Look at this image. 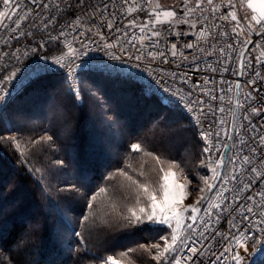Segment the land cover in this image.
<instances>
[{
  "label": "snow or ice",
  "instance_id": "1",
  "mask_svg": "<svg viewBox=\"0 0 264 264\" xmlns=\"http://www.w3.org/2000/svg\"><path fill=\"white\" fill-rule=\"evenodd\" d=\"M146 2L147 21L137 24L133 18L121 28L109 18L115 13L109 12V4L103 0L99 2L97 0H57L52 4L40 0L38 6L37 0H27L26 3L22 0H2L4 10L0 11V28L5 31L0 33V37L6 35L7 38L4 39V46L0 48V60L6 61L0 66V105L3 106V111H0V122L7 121V112L17 99L10 95L7 86L14 80L17 85L21 84L33 71L25 69L24 75L17 79L19 69L11 61L15 60L17 64H21L23 63L21 56L27 58L30 54H39L41 51L44 54L39 55V59L45 63L38 66L39 70L55 72L56 67L53 66L64 70L73 101L80 103L84 102V97L79 87L82 77L77 76V71L82 66L91 67L89 61H84L82 58L88 57L90 52L103 50L110 60L119 61L121 64L135 61L136 63L131 66L136 68H140L145 63L151 64L158 58L162 63L167 64L169 63L168 53L157 48L161 39L166 41L167 35L195 36L196 41L185 42L183 48L195 49L200 54H205L206 49L200 47V42L207 44L209 38L216 40L210 29H218L220 37L230 38L233 43L225 42L224 46L219 48L216 43L212 44L213 52L218 54L217 63H220L219 57L222 56L224 62L230 64L232 57L226 49L235 51L234 44L238 43L241 47L236 74L245 76L246 67L252 66V60L264 64L262 59L264 48L259 55L246 57L249 45L252 46V52L261 48V45L254 42L248 34L252 33L264 39V0H247V7L253 14L241 17L237 15L236 0H219V3L217 0H182L180 10L165 6L160 3V0H146ZM123 5L126 7L122 14L126 13L127 16L145 11L144 6L137 0H131V4L129 0H123ZM21 10L23 14H20ZM105 12H109V15L106 16ZM217 13L220 15L217 16ZM34 15L39 19L28 23L29 17ZM210 17L212 21L219 19L227 24L205 23ZM164 24L169 27L166 29L159 27ZM179 25H186L189 31H174ZM22 27L23 30H21ZM137 27L142 35L139 38L135 33L130 36L128 29ZM225 27L230 28V31L224 30ZM53 32L56 34L53 35ZM21 39L27 40V46H21L24 47L23 52L20 47L9 46V41L18 44ZM146 40L148 44L145 43ZM53 43H56L60 54L53 55L49 64V50L45 46H51ZM125 44L130 46L125 48ZM169 52L173 58L179 55L184 60L188 59L183 51L177 48V43L171 44ZM213 52H208L207 55H212ZM246 58L249 60L247 66ZM193 59L196 60L198 57L194 56ZM109 69H112V66L106 65L105 70ZM212 71L216 69L212 68ZM223 71L228 72L229 68L224 67ZM64 73L61 75L63 76ZM171 78L175 80L176 74H173ZM180 84L182 88H187L188 96L187 100L184 96H180V102L183 103L187 113L197 114L194 123L200 140L205 142V146L201 149L198 167L210 171L211 175H199L196 172L197 165H190L194 178L199 182L198 187L190 190L192 180L187 178L179 163L162 158L163 153L157 154L156 151L149 150L151 145L146 139H138L137 142L130 144V151L124 157L123 166H117L114 170L107 172L102 177V184L92 186L87 178H84L79 185L71 183L56 189L58 193L67 194L69 200L80 202L79 213L75 218V227H79L80 231H76L69 222L72 235L78 238V245L86 250L85 234H91L94 230L116 228L125 232L126 237L139 233L156 234L155 243H138L135 247H125L123 251L114 255L96 257L99 264H139V253H143L153 264H264V187L258 188L257 184L259 182V185H264V135H259L258 142L255 136L250 137L256 146L248 145L249 154L237 153L228 157L227 160L221 154L213 159L212 151L219 152L213 143V137H219L220 133L211 131L212 124L208 125V130L201 127V117L206 118L209 112L214 113L216 110L223 113L224 107L217 106L213 109L209 104V101L217 99L223 101V97L214 95L211 89L207 92L201 89V92L207 96V100L201 99L199 95L193 99L194 90L200 88V85L193 82L192 86L188 87L186 79H181ZM248 85L252 86L251 90L243 94V102L239 98L235 100L234 108L245 110L246 106L248 107V115L244 119L248 120L250 130L255 132L257 125L252 123L249 116L264 120V97L258 98L260 93H264V75L256 71L255 78L247 80L244 86ZM241 87V82L236 81L235 88L239 90ZM164 91L167 92L169 89L164 88ZM220 91L225 90L222 88ZM227 91L232 89L229 88ZM179 92L180 89H177V92L172 95H178ZM97 102L101 104V107L103 106L99 98ZM229 111L233 112L232 127L235 129L234 109L230 108ZM186 118L190 120V123L193 122L191 118ZM161 120L163 122L161 131L165 138L183 135L182 129L171 127V123H174L171 115L161 117ZM219 124L227 136V130L223 127L225 120L221 118ZM243 127L244 125L241 124V128ZM260 127H264V124H260ZM228 138L231 139V137ZM56 142L53 135L45 133L38 139L24 140L22 150L21 139L17 136L0 134V145H7L18 153L22 158L21 163L25 166L29 164L27 157L33 154V150L39 153L45 149H52ZM245 143L243 139L240 140L241 145ZM136 155L139 159H136ZM53 165L59 169L68 166L64 159L59 158L53 161ZM238 169L240 173L250 171L254 175L245 182L239 178ZM28 172L36 178L42 191L47 193L49 189L43 185L42 169L29 167ZM229 185L232 186L229 187ZM254 188H258L255 194H249L243 199L250 201L259 211H255L248 203L239 202L242 199L241 193H251ZM192 191L197 193V198L193 203H186ZM226 193L232 194L231 201ZM256 197H259V201ZM52 206L63 220L64 214L59 204L53 201ZM3 213L4 208L0 206V215ZM225 214L231 217L228 220L229 237H224L222 232L212 228V224H218ZM237 216L240 218L239 223L243 225L242 228L236 226ZM234 228L236 231L232 232ZM30 229L18 241L16 248L19 251L26 250L34 237L39 234V223H31ZM210 230L211 235H209ZM217 237L226 241L223 250L219 253L215 250ZM3 239L4 236L0 233V240ZM201 239L204 242H201ZM77 250L78 248H70L73 253ZM15 255L16 253L11 249L5 251L0 248V264H24V262L16 261ZM249 257H251L250 262Z\"/></svg>",
  "mask_w": 264,
  "mask_h": 264
},
{
  "label": "trees",
  "instance_id": "2",
  "mask_svg": "<svg viewBox=\"0 0 264 264\" xmlns=\"http://www.w3.org/2000/svg\"><path fill=\"white\" fill-rule=\"evenodd\" d=\"M79 76L82 77L79 87L83 103L73 101L65 75L49 76L34 81L19 93L16 103L7 112V121L0 125V134L17 136L21 142L38 139L45 133L53 135L57 141L52 149L39 153L33 150V154L27 157V166L21 163L18 153L7 145H0V206L4 208L3 215H0V233L4 236L0 248L13 250L15 260L24 264H99L98 256L114 255L125 247L156 241L155 233L126 237L125 232L116 228L94 230L85 234V250L78 245V238L72 235L69 227V222L75 227L80 202L69 200L67 194L56 191L71 183L79 185L84 178L92 186L102 184V177L107 172L123 166L130 144L138 139H146L151 145L149 150L163 153L162 158L179 163L192 182L198 180L194 178L190 165H197L199 175L207 174L206 169L198 167L201 149L205 145L195 125L190 123L186 118L189 116L178 104L149 91L130 77L90 70L82 71ZM97 98L103 106L106 104L105 109L101 108ZM54 104L64 112L65 119L51 115L53 112L57 114L56 108L51 109ZM48 105L52 106L50 113L46 111ZM39 108H43V113ZM98 108L102 114H98ZM16 112L27 116L32 124L20 128L11 126L10 116ZM169 115L174 121L171 127L183 130L181 137L163 136L161 117ZM156 125L159 130L155 129ZM142 126L151 129L145 133L139 130ZM58 158L64 159L68 166L64 169L54 166L53 161ZM136 159H139L138 155ZM29 167L42 169L43 185L49 189L47 193L28 172ZM53 201L63 211V220L52 206ZM35 222L40 225L39 234L26 250L19 251L16 248L18 241ZM75 230L80 231L79 227ZM72 247L78 250L73 253L70 251ZM138 255L139 264H153L143 253Z\"/></svg>",
  "mask_w": 264,
  "mask_h": 264
},
{
  "label": "built area",
  "instance_id": "3",
  "mask_svg": "<svg viewBox=\"0 0 264 264\" xmlns=\"http://www.w3.org/2000/svg\"><path fill=\"white\" fill-rule=\"evenodd\" d=\"M22 2H27V0H22ZM40 0H37V6L39 5ZM57 0H45V3H55ZM99 2V0H97ZM103 2H107L109 4V12L115 13V15L110 16L109 18L112 19L117 27L123 28L125 25L128 24L129 20L135 18L137 24H141L143 22H146L148 19V5L146 0H137V2L144 6L145 11H142L140 13H133L131 16H127L126 13H123L125 5H123V0H103ZM237 2V8L238 17L245 16V15H252L251 9L247 7V0H245V3L241 4V1L236 0ZM129 3L131 4V0H129ZM217 3H219V0H217ZM1 5V11H3L2 6V0H0ZM63 6V4H61ZM169 8L175 7V9L180 10L182 7V0H177V2L172 3L170 5H165ZM246 9V10H245ZM47 10H45L46 12ZM52 12H55V9H52ZM109 12H105V15L108 16ZM23 14V10H21V13ZM71 15V14H70ZM207 15V14H206ZM220 13H217V16H219ZM127 16V18H125ZM14 19V18H13ZM39 17L32 16L29 17L28 23L38 20ZM67 19V17H65ZM6 23L8 21L6 20ZM205 23H215V24H222L226 25L227 22H223L219 19H216L215 21H212L211 17L209 21ZM244 23V21H242ZM159 27L162 28H168L169 26L167 24L161 25ZM199 27V26H198ZM23 30V27L22 29ZM213 32V35L216 37V40H212L209 38L208 43L205 44L203 41L200 42V47H204L206 49L205 54H200L195 49H185L183 48V44L185 42H195L196 37L192 35L188 36H180L176 37L175 35H167L166 41L164 39H161V42L157 45V48L160 51H164L168 53V60L169 63L165 64L162 63L159 58L157 61L148 64H142L140 68L132 67L131 65L135 64V61H128L124 64H121L119 61H113L110 60L107 55H105L103 50L100 51H93L89 53L88 57L82 58L84 61H89L91 64V67H84L82 66L81 69L77 71V76L84 71V70H90L93 72H100V73H108V74H117L122 75L126 77L133 78L137 81H139L141 84H143L149 91H152L161 97L178 104L185 113L192 119L193 124L194 118L196 113L189 114L187 111L183 108V103L180 102V96H184V99L187 100L188 96L187 88H182L180 84L181 79H186L188 82V87H191L193 82L200 85V88L195 89V95L192 97L193 99L196 98V95H199L201 99L207 100V96H205L201 89H203L204 92H207L208 90H213L214 95L222 96L223 101L220 99H217L216 101H209V104L213 109H216L217 106H221L225 108V111L223 113L216 110L214 113L209 112V115L205 117H201V127H203L205 130H208V125L212 124V132H219V137H213V143L216 145V148L219 149V152L216 150H213L211 153V156L213 159H215L218 155H224L225 159L227 160L228 157L233 156L234 154H240V155H246L249 154V148L248 145L251 144L252 147H255L256 144L252 143L250 140V137L255 136L256 141H259V135H264V127H260V124H264V120H261L260 117L255 116H249V119L252 121L253 124L257 125L256 131L253 132L250 130V126L248 124V120H245L244 117L248 115V107L246 106L245 110L235 109V100L239 98L243 102V94L245 92H248L251 90L252 86H244L247 82V80H250L252 78H255V72L260 71L261 75H264V64L256 63L255 60L251 61V67H246V74L245 76H240L236 74V71L238 69V63L239 60V50L241 45L236 43L234 44L235 51L226 49V52H229L232 61L231 63H225L222 56L219 57L220 63H217L218 54L213 52L212 44L216 43L217 48L223 47L224 43H233V40L230 38H224L219 36V30L218 29H210ZM224 30L230 31V28L225 27ZM4 29L0 28V33H4ZM107 31V30H105ZM129 35L131 36L133 33L139 38L142 34L139 31V28H129ZM174 31H189L188 27L186 25H179L177 28L174 29ZM56 33L53 32V35ZM150 35V33H148ZM254 42H257L261 45V48H257L255 52L251 51V45H249V52L246 53V57L248 56H256L259 55V52L262 48H264V39H260L259 37H256L254 34L249 33L248 34ZM6 35L3 37H0V48L4 46V39H6ZM71 39V37H69ZM155 40V38H153ZM146 44L149 42L146 40ZM172 43H177V48L183 51L184 56L188 57L187 60L182 59L179 55L175 58L171 57V54L169 52L170 46ZM27 46V40L21 39L20 42L17 44L14 41H9V46H15L20 47L21 52L24 51V47L21 46ZM130 45L125 44V48L129 47ZM49 52V61L48 63L51 64V57L53 55H59L60 52L57 48L56 43H53L51 46L46 45L45 46ZM62 47V45H61ZM148 50V49H146ZM66 51V49H65ZM134 51V49H133ZM208 52H213L212 55H207ZM44 52L41 51L39 54H30L27 58L21 56V59L23 60V63L17 64L15 60H12L11 63L16 65L19 69L17 79H19L21 76L24 75L25 69L33 70L32 74L25 79L21 84L17 85L16 81L14 80L11 85L7 86V90L9 91L11 96L16 97L19 93H21L25 88H27L30 84H32L34 81L42 78H46L48 76L58 75L64 73V70L59 69L58 66L56 67L55 72H43L40 71L38 66L43 65L45 61H42L39 59V55H43ZM119 54V53H118ZM196 56L198 59L194 60L193 57ZM91 58V59H90ZM264 59V58H262ZM6 61L0 60V66H2ZM80 61H78L79 63ZM246 66L249 64V60L245 59ZM112 66V69L105 70V66ZM179 65V67H177ZM228 67L229 71L224 72L223 68ZM212 68H215L216 71H212ZM151 73V75H150ZM6 74V73H5ZM173 74H176V79L173 80L171 77ZM66 76L67 74L64 73ZM159 81V83H157ZM204 81H208V83H204ZM226 81V82H222ZM240 81L242 84L241 89L235 88V82ZM164 88L169 89V91L165 92ZM224 89V92H221V89ZM231 88L232 91H227V89ZM177 89H180V92L178 95H172V93L177 92ZM239 93V95H238ZM256 95V93H254ZM259 97H264V93H260ZM259 106V105H256ZM234 109V115H235V129L232 127V116L233 112L229 111V109ZM0 111H3V106L0 105ZM223 118L225 120V125L223 127L226 128L228 135L225 136L224 132L221 130V125L219 124V120ZM215 121V123H213ZM241 124L244 125L243 128H241ZM196 129L197 126L195 125ZM198 132V129H197ZM228 137H231L229 139ZM243 139L246 143L245 145L240 144V140ZM205 145V142H203ZM235 145V147H233ZM242 149V151H241ZM239 163V162H237ZM257 164H259V161H257ZM250 167V166H246ZM238 176L240 179L244 180L245 182H248L250 178L253 177L254 174H252L250 171L246 173H240L239 169ZM210 172V171H209ZM258 188L264 187V185H259V182H257ZM232 185H229L231 187ZM258 188H254L251 193H241L240 196L242 199H240V203H248L250 206L254 208L255 211H259V209L256 208L255 205H252L250 201H246L243 198H246L247 195L252 194L254 195L255 192L258 190ZM215 191V190H214ZM228 196L229 201L232 200V194L226 193ZM256 199L259 201V197H256ZM235 215V213H233ZM202 215V213H201ZM231 217H229L227 214H225L221 221L216 224H212V228L217 229L218 231L223 233L224 237H229V224L228 220ZM239 216L236 218V226L237 228H242L243 225L239 223ZM255 219V217L253 218ZM232 232H235L236 229H232ZM199 235V234H197ZM209 235H211V230L209 231ZM201 242H204L203 239H201ZM226 244L225 240L220 239L219 237L216 238V246L215 250L217 253L219 251L223 250V246ZM252 251V249H250ZM207 255V253H206ZM249 262L251 260V257L248 258Z\"/></svg>",
  "mask_w": 264,
  "mask_h": 264
},
{
  "label": "rangeland",
  "instance_id": "4",
  "mask_svg": "<svg viewBox=\"0 0 264 264\" xmlns=\"http://www.w3.org/2000/svg\"><path fill=\"white\" fill-rule=\"evenodd\" d=\"M239 1H241V0H239ZM176 3L177 2V0H160V3L161 4H163V5H170V4H172V3ZM244 4L245 3V0H243V2H241V4ZM246 10V9H245ZM23 104H24V102H23ZM52 105V104H51ZM51 105H48V106H46V111H47V113H50V110L51 109H53V108H56L57 110L55 111L57 114H55L54 112H53V114L51 113V115H53L54 117H56V118H61L62 120L63 119H65L66 118V115L64 114V112H60V108L57 106V105H55L54 104V106L52 107ZM56 106V107H55ZM105 106H106V104H105ZM105 106H102L101 108H103V109H105ZM118 106H120V105H118ZM52 107V108H51ZM121 107V106H120ZM51 108V109H50ZM48 109V110H47ZM39 110H41V113H43L42 112V110H43V108H39ZM44 111V110H43ZM98 114H102V111L98 108ZM100 111H101V113H100ZM20 112V111H19ZM19 112H16V114H12L11 116H10V123H11V126H13V127H15V128H20L21 126H23V125H25V124H32V121L31 120H29V118H26L27 116H25V117H23L21 114H19ZM16 117V118H15ZM11 119H12V121H11ZM13 119L15 120L14 122H13ZM0 125H2V123L0 122ZM110 125V124H109ZM161 127H163V124H161ZM153 128V127H152ZM151 128H146L145 127V129H143V126L142 127H140L139 128V130L141 131V130H143L145 133L148 131V130H150ZM155 129H157V130H159V126H157L156 125V128ZM8 134H6V136H7ZM114 138L116 139V138H118L117 136L115 137L114 136ZM157 139V138H156ZM23 143V142H22ZM22 150H23V145H22ZM174 151V150H173ZM102 164H105L104 162H101ZM207 172V175H211V172H209V171H206ZM60 176H58L57 175V178H59ZM183 182V181H182ZM198 183L199 182H192V184L190 185V190L191 189H194V188H196V187H198ZM197 198V193L195 192V191H192V194L189 196V198H188V200L186 201V203H193L194 202V200ZM156 241H154V242H150V243H155Z\"/></svg>",
  "mask_w": 264,
  "mask_h": 264
},
{
  "label": "bare ground",
  "instance_id": "5",
  "mask_svg": "<svg viewBox=\"0 0 264 264\" xmlns=\"http://www.w3.org/2000/svg\"><path fill=\"white\" fill-rule=\"evenodd\" d=\"M49 77V76H48ZM167 100V99H166Z\"/></svg>",
  "mask_w": 264,
  "mask_h": 264
}]
</instances>
